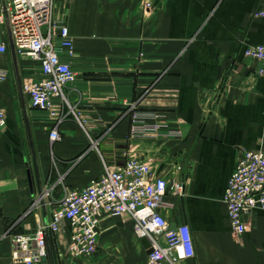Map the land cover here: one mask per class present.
I'll use <instances>...</instances> for the list:
<instances>
[{
	"label": "crops",
	"instance_id": "obj_1",
	"mask_svg": "<svg viewBox=\"0 0 264 264\" xmlns=\"http://www.w3.org/2000/svg\"><path fill=\"white\" fill-rule=\"evenodd\" d=\"M262 7L264 0H53V17L75 44L65 58L78 76L65 92L89 120V135L59 99L57 118L32 106L22 86L38 78L40 63L20 57L0 24L9 45L0 54V264H21L13 237L47 225L67 191L128 158L150 160L168 180L182 167L185 195L168 196L173 206L162 210L172 225L191 228L196 254L180 264H264V209H253L236 234L224 201L241 151L264 149V76L244 54L264 43V17L254 15ZM133 111L157 114L148 122L163 125L161 136L132 140ZM54 127L61 139L53 142ZM70 235L66 224L48 236L42 264H147L127 215L101 219L93 257L72 255Z\"/></svg>",
	"mask_w": 264,
	"mask_h": 264
},
{
	"label": "built area",
	"instance_id": "obj_2",
	"mask_svg": "<svg viewBox=\"0 0 264 264\" xmlns=\"http://www.w3.org/2000/svg\"><path fill=\"white\" fill-rule=\"evenodd\" d=\"M254 15L264 17V7L254 11ZM0 24H7L20 57L40 63L38 78L22 86L32 106L47 111L53 118L59 117L57 106L66 107V115L72 116L89 135V120L81 108L70 103L65 92L78 76L65 58L73 57L75 44L67 23L53 17V0H0ZM8 49L7 41L0 40V54ZM244 54L260 64L257 73L264 76V43L248 45ZM6 77L7 72L0 70V82ZM55 99L60 100L59 105ZM157 117L152 112L133 111L130 138L138 141L161 136L163 125L148 122ZM6 125V113L0 105V132ZM50 139H61L57 127L50 132ZM185 187L186 177L180 165L170 180L156 176L150 160L128 158L123 164L105 166L102 176L65 193L47 225H38L32 234L13 237V261L42 264L48 256V236L59 233L66 224L71 231L69 252L78 258L93 257L98 252L101 219L106 215H127L133 220L137 237L146 238L151 244L147 264H180L195 256L194 237L187 223L172 225L162 210L173 206L168 196H184ZM224 201L234 232L244 233L248 214L255 208L264 209V149L241 151Z\"/></svg>",
	"mask_w": 264,
	"mask_h": 264
},
{
	"label": "water",
	"instance_id": "obj_3",
	"mask_svg": "<svg viewBox=\"0 0 264 264\" xmlns=\"http://www.w3.org/2000/svg\"><path fill=\"white\" fill-rule=\"evenodd\" d=\"M29 181H30V184L32 185V180H31V177H29ZM142 243L147 251V253H151L152 252V247H151V244L150 242L148 241V239L146 238H143L142 239Z\"/></svg>",
	"mask_w": 264,
	"mask_h": 264
}]
</instances>
